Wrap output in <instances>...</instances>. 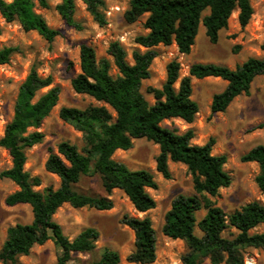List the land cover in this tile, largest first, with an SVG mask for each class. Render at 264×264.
I'll list each match as a JSON object with an SVG mask.
<instances>
[{"label":"trees","instance_id":"16d2710c","mask_svg":"<svg viewBox=\"0 0 264 264\" xmlns=\"http://www.w3.org/2000/svg\"><path fill=\"white\" fill-rule=\"evenodd\" d=\"M82 1L99 24L107 23L106 0ZM36 5L48 7L49 1L0 0V12L6 21L19 20L25 30H36L45 39L53 41L61 31L51 27L35 11ZM56 8L67 25L82 28L75 16L77 0H60ZM236 9H239L240 24L246 26L254 13L251 0H130L125 12L127 21L133 22L148 14L144 23L148 32L135 38L136 43L147 49H135L131 63L124 45L118 40L110 42L107 53L118 69L116 76L111 74L109 58H98L92 45L82 44L81 71L71 79L72 86L76 92L89 94L103 104L85 108L61 107L60 117L82 132L83 143L79 146L64 140L58 144L57 152L49 154L45 168L60 177L61 183L57 188L37 189L42 183L41 178L32 176L25 169L26 151L43 140L44 133L37 129L60 97V88L50 87L53 83L51 75L44 77L36 67L31 69L19 88L14 116L5 127L0 146L12 156V166L3 170L1 175L19 186L6 197V203L30 204L33 220L8 228L6 240L0 248V261L20 264L19 256L28 255L34 245L52 239L62 250L54 264H119L120 253L110 248H105L101 256L90 263L75 262L74 253L95 251L100 233L96 228L88 227L70 239L53 216L65 203L77 208L111 209L113 200L109 195L115 188L122 189L138 211L154 208L156 200L148 188H158L155 175L147 169H131L113 157L119 149H130L137 138H147L159 145L157 170L165 178L171 177L170 160L186 164L193 176L195 192L181 193L174 198L162 227L166 236L183 239L187 243L183 264H203L206 258L213 264H242L246 248L264 250V230L251 232L264 223V203L254 200L227 213L211 199L232 182L231 174L225 169L227 155L213 153L215 138L196 144L192 142L195 136L193 129L180 132L162 124L171 118H181L188 123L194 121L199 104L192 97L193 77L214 76L228 82L224 90L214 94L211 104L213 114L225 111L237 96L250 93L256 76L264 75V57L251 56L235 68L195 62L190 66L189 74L183 77L180 75L181 63L173 59L167 64V78L162 87L148 88L155 102L150 103L142 92V83L150 78V66L158 55L155 46L176 43L180 53L188 54L196 43L201 24L205 26L210 41L217 43L220 31L229 26V19ZM14 51L15 48L10 46L0 49V65L9 62ZM45 88L48 89L42 92ZM108 106L115 111V116ZM260 126H264V121ZM241 159L258 163L259 173L255 180L264 192V144L252 147ZM95 174L100 176L106 194L78 189L77 184L84 177ZM203 209L206 213L198 221L197 213ZM123 222L133 229L136 238L135 249L128 260L140 264L154 262L157 236L152 219L126 215ZM196 225L203 235L196 234ZM229 228L238 231L231 238L223 234Z\"/></svg>","mask_w":264,"mask_h":264},{"label":"rangeland","instance_id":"374dc122","mask_svg":"<svg viewBox=\"0 0 264 264\" xmlns=\"http://www.w3.org/2000/svg\"><path fill=\"white\" fill-rule=\"evenodd\" d=\"M12 1V0H6ZM48 7L36 5L35 11L41 14L47 23L61 33L53 41L45 39L36 30H25L19 20L6 21L0 12V49L14 47L9 62L0 65V139L6 125L14 116L19 88L33 67L42 76L53 77L52 86L60 88V97L41 127L37 130L44 133L41 142L27 149L25 169L32 176L41 178L37 189L47 186H60L58 175L45 168L49 154L57 152L61 141L69 140L79 146L83 143V134L70 123L64 121L59 114L61 107L74 106L85 108L89 105H102L103 102L85 93L74 90L71 79L80 69V49L84 43L92 45L98 58L107 57L112 62L111 74L116 76L118 69L112 57L107 53L110 42L118 40L127 50L128 60L133 63V51L147 48L136 43L135 38L145 34L148 29L144 23L148 14H143L133 22L127 21L125 12L130 0H106V24H99L87 10L82 0H77L76 19L82 28L77 29L65 23L56 6L60 0H48ZM254 13L246 26L238 19L239 9H236L229 19V26L220 31L217 43H212L206 34L203 24L190 53H180L176 43L171 45L159 44L154 48L158 55L150 66V78L142 83V92L150 103L155 97L148 92L149 87L161 88L167 78V64L176 59L181 63V77L189 74L190 66L195 62L217 63L235 68L251 56L264 57V0H251ZM205 13H208L206 11ZM204 13V14H205ZM227 81L221 77H193L192 97L199 104V112L193 122L188 123L181 118L165 119L162 124L177 128L180 132L193 129L196 144H204L211 137L215 138L214 154H226L228 159L225 169L231 174L232 182L228 187L219 190L218 195L211 196L215 203L227 213L239 209L244 204L259 200L264 203V192L256 183L259 165L253 161H242L241 157L257 144H264V75H258L251 85L249 94L237 96L225 111L212 113L211 104L215 93L221 92L227 86ZM179 86V82L176 87ZM49 88V87H48ZM48 88L42 90L46 91ZM116 115L115 111L108 106ZM160 152L159 145L147 138H137L130 149L117 150L113 157L127 164L131 169L150 170L158 182V188H148L156 200V206L146 212L138 211L126 193L119 188L113 189L109 195L113 200L111 209L99 210L94 207H74L69 203L63 204L54 214V219L61 224L64 233L73 239L88 227L96 228L99 239L93 253H74L75 262L90 263L98 259L105 248L120 253L119 264H140L128 260L129 254L135 249V233L123 222L126 215L134 217L149 216L156 230V260L149 264H183V255L188 251V245L183 239H173L166 236L162 227L165 214L171 208L174 198L183 194H193V176L186 164L169 161L171 177L165 178L157 170L156 158ZM12 166V156L9 151L0 146V248L7 237L8 228L17 223H30L33 220L32 207L28 203L8 205L6 197L19 189L10 178L1 175L2 171ZM79 190L93 194H106L99 175L84 177L78 184ZM206 210L197 213V220L205 215ZM264 230V223L251 230ZM195 232L203 235L196 225ZM235 228L227 229L223 234L233 237L237 234ZM61 248L52 239L44 244H36L28 255L19 256L20 264H54ZM0 264L4 263L0 261ZM203 264H213L206 258ZM220 264H226L225 262ZM264 264V250L248 247L244 251V263Z\"/></svg>","mask_w":264,"mask_h":264}]
</instances>
